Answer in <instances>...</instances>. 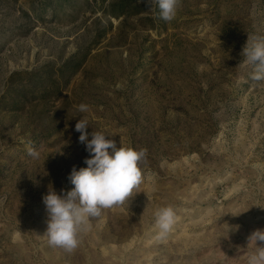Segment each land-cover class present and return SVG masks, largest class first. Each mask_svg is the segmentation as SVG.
<instances>
[{
  "label": "rangeland",
  "instance_id": "obj_1",
  "mask_svg": "<svg viewBox=\"0 0 264 264\" xmlns=\"http://www.w3.org/2000/svg\"><path fill=\"white\" fill-rule=\"evenodd\" d=\"M254 33L264 0H181L170 22L148 0H0V264H246L264 230ZM79 119L147 153L142 183L68 252L48 244L43 197L87 166ZM163 206L177 220L161 238Z\"/></svg>",
  "mask_w": 264,
  "mask_h": 264
},
{
  "label": "clouds",
  "instance_id": "obj_2",
  "mask_svg": "<svg viewBox=\"0 0 264 264\" xmlns=\"http://www.w3.org/2000/svg\"><path fill=\"white\" fill-rule=\"evenodd\" d=\"M149 8H158V17L165 22L172 21L181 4V0H148ZM243 63L250 67L252 81H264V34H249L242 49ZM80 112H86L88 106L80 104ZM87 119H79L75 130L80 133L79 142L84 144L89 156L85 158L86 167L77 170L73 167L68 179L73 187L61 189L59 193L49 185L43 203L47 214L48 244L73 251L79 244L78 235L90 227L89 219L99 217L103 209L123 204L133 190L142 183L140 162L146 158V149L118 146L102 131L89 133ZM91 136V139H89ZM27 154L35 159L39 152L31 141L26 145ZM155 226L161 238L165 237L176 223V211L172 206H163L155 210ZM238 228V226H236ZM252 249L247 252L246 264H264V230L257 229L248 237Z\"/></svg>",
  "mask_w": 264,
  "mask_h": 264
}]
</instances>
